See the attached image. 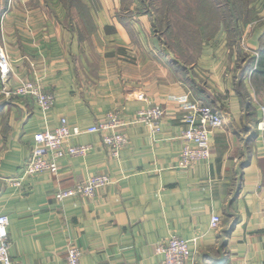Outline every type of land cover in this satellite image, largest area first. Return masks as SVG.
<instances>
[{
    "label": "crops",
    "instance_id": "0c3cea01",
    "mask_svg": "<svg viewBox=\"0 0 264 264\" xmlns=\"http://www.w3.org/2000/svg\"><path fill=\"white\" fill-rule=\"evenodd\" d=\"M241 30L233 43L221 27L186 66L161 50L138 0H0L9 86L33 76L55 94L46 112L29 97L0 94L10 264H66L69 246L80 249V264H159L156 248L171 236L196 237L187 264H264V68H256L260 59L264 67V21ZM194 102L224 124L208 135L209 158L181 169L182 119ZM154 105L164 109L160 129L127 124L117 158L87 133L73 141L90 143L88 154L61 158L55 175L40 171L18 186L4 180L18 174L34 136L61 118L86 130L111 111L129 119ZM95 174L111 182L92 197L56 198Z\"/></svg>",
    "mask_w": 264,
    "mask_h": 264
},
{
    "label": "built area",
    "instance_id": "2783aa9c",
    "mask_svg": "<svg viewBox=\"0 0 264 264\" xmlns=\"http://www.w3.org/2000/svg\"><path fill=\"white\" fill-rule=\"evenodd\" d=\"M11 59L3 43H0V94L8 96H24L31 98L42 111L52 109L55 94L46 90L40 85L37 79L29 76L20 80L19 85L11 88L10 73ZM178 102H185L186 97L176 98ZM188 114L183 116L185 129L180 138L183 140L179 158L176 166L181 169L189 168L199 161L209 158L210 147L208 135L216 129L222 128L224 120L213 107L200 102L188 103L186 106ZM164 116V109L160 105H154L138 110L129 119L120 117L116 112L107 113L104 120L95 125L81 130L77 125L68 124L65 118H61L53 128H44L33 138V145L29 155L21 164L19 172L13 177H5L4 180L20 185L24 177L32 176L40 171H46L52 175L57 172L58 162L63 157L85 156L91 150L92 145L75 143L74 138L87 133H98L103 146L107 149L108 155L117 158L121 149L127 144V134L123 127L129 123H144L153 132L161 127V120ZM259 130H264V105L261 106V118L257 123ZM111 182L108 175H91L83 182L75 183L72 188L64 191H57L56 198L61 200L74 194L93 196L98 187L106 186ZM211 227L217 228L220 218L211 217ZM7 217L0 215V263L10 264L9 244L7 240ZM196 237L191 240L171 236L164 242H160L156 252L161 253L163 259L159 264H187L190 259L191 244L196 242ZM81 251L76 246H69L66 249V264H80Z\"/></svg>",
    "mask_w": 264,
    "mask_h": 264
},
{
    "label": "rangeland",
    "instance_id": "374dc122",
    "mask_svg": "<svg viewBox=\"0 0 264 264\" xmlns=\"http://www.w3.org/2000/svg\"><path fill=\"white\" fill-rule=\"evenodd\" d=\"M150 14L160 48L179 63L191 65L200 46L213 40L219 29L259 26L264 0H138ZM241 42V40H240Z\"/></svg>",
    "mask_w": 264,
    "mask_h": 264
},
{
    "label": "trees",
    "instance_id": "16d2710c",
    "mask_svg": "<svg viewBox=\"0 0 264 264\" xmlns=\"http://www.w3.org/2000/svg\"><path fill=\"white\" fill-rule=\"evenodd\" d=\"M146 12V11H145ZM225 30H227V31H229V32H232V36H233V43L235 42V40H237V38H238V33L240 32V28H238L237 26L236 27H231V28H226ZM258 64L257 65H259L258 67H256L257 68V70H259L260 68H264V67H262V59H260L258 62H257Z\"/></svg>",
    "mask_w": 264,
    "mask_h": 264
}]
</instances>
